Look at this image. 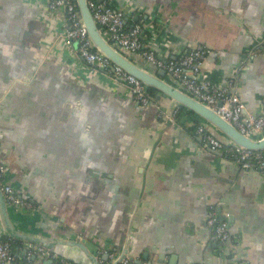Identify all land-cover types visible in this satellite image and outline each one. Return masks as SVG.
<instances>
[{
	"label": "crops",
	"instance_id": "0c3cea01",
	"mask_svg": "<svg viewBox=\"0 0 264 264\" xmlns=\"http://www.w3.org/2000/svg\"><path fill=\"white\" fill-rule=\"evenodd\" d=\"M43 3L0 0V157L14 189L36 206L11 213L16 228L80 239L95 252L127 247L134 264H229L234 255L238 264H264L263 174L209 150L198 126L219 133L193 112L165 126L166 96L140 108L126 89L102 84L109 80L101 71L64 49L65 10H54V20L41 15ZM115 3L130 23L156 28L159 56L207 49L205 76L251 111L264 110V0ZM211 207L230 223L228 255L207 232ZM26 245L17 248L21 260ZM58 251L92 263L79 246ZM50 263L37 256L27 264Z\"/></svg>",
	"mask_w": 264,
	"mask_h": 264
},
{
	"label": "built area",
	"instance_id": "2783aa9c",
	"mask_svg": "<svg viewBox=\"0 0 264 264\" xmlns=\"http://www.w3.org/2000/svg\"><path fill=\"white\" fill-rule=\"evenodd\" d=\"M115 2L116 0H88L100 30L114 46L128 53L136 52L147 62L166 70L179 88L215 110L247 136L256 139L264 137V110L260 113L251 111L236 91H232L228 86L215 85L202 72L207 49L197 47L174 58L159 56L153 48L154 41L152 42L150 34L157 33L156 28L146 27L138 21L130 23L126 10ZM48 6L52 10L60 8L68 12L62 37L67 46L74 48V44H78L77 48H74L78 58L93 69L101 71L109 82L129 88L133 98L142 106L157 104L158 100L150 94L149 87L145 83L94 48L80 16L76 0H49ZM177 113L178 110L175 111L173 120L176 119ZM198 132L202 134L206 145L222 150L241 168L257 169L264 176V150H252L235 144L227 145L207 131L204 125L198 126ZM8 177L9 167L0 157V188L6 197L7 204L17 209H35V204L18 193ZM207 224L215 229L218 240L226 242L231 237L230 223L220 219L214 207H211L208 212ZM2 238L3 236L0 235V264H27L33 256L52 259V264H76L49 247L33 243H27L25 255L27 261H23L15 254L12 242ZM111 256H114V253ZM120 264H127V260ZM233 264L238 263L234 261Z\"/></svg>",
	"mask_w": 264,
	"mask_h": 264
},
{
	"label": "water",
	"instance_id": "95a60500",
	"mask_svg": "<svg viewBox=\"0 0 264 264\" xmlns=\"http://www.w3.org/2000/svg\"><path fill=\"white\" fill-rule=\"evenodd\" d=\"M48 1L46 0V3H43V8L46 10L47 14L43 12L41 15L46 16L48 18H53L54 20H58L59 18L53 17L52 12L54 10L50 9L48 6ZM78 5V10L80 13V16L87 28L89 37L91 38L94 48L99 51L101 54H103L105 57H107L109 60H111L116 65L122 67L125 71H127L129 74L134 75L136 78L141 80L143 83H145L149 88H154L157 90V95L155 96L156 99L159 102V99H161L162 96H166L171 100L170 105L168 108H159L160 114L159 118L165 120V126H171L174 121H177L176 119L173 120V116L176 110H179L180 107L186 108L188 111L193 112L194 114H197L201 118H203L205 121L213 125L218 133L219 136L217 137L221 141H223L227 145H240L244 148L252 149V150H264V137L260 139L252 138L241 132L233 123L223 118L219 113H217L215 110L201 102L200 100L194 98L193 96L189 95L186 91L179 88L177 84L173 81V79L167 74L166 70L161 68H156L157 70L152 69V64L147 62L146 59H144L140 54L136 52H127L124 49H119L116 46H114L106 37L102 31L100 30L93 13L88 5V0H76ZM63 10V9H61ZM51 12V13H50ZM66 17L65 19H61L62 23H67V16L68 12L65 11ZM62 27L61 25L58 26ZM64 39V37H63ZM65 45H63L65 50L72 49L73 47L67 46L65 41H63ZM78 44H74V48H77ZM73 48V50H74ZM79 59V58H78ZM151 65V66H150ZM92 78V77H91ZM89 78L87 80V83L90 82L92 79ZM171 80V81H170ZM104 85H107L111 87L112 90H117L118 88L126 89L129 94L132 96L129 88H127L124 85L120 84H113L109 82H101ZM117 87V88H116ZM133 98V96H132ZM134 99V98H133ZM135 100V99H134ZM136 101V100H135ZM157 102V104H158ZM156 105H148V106H157ZM71 104H67L64 110V116L66 117L69 113V108ZM136 106L145 108L146 106H142L139 102L136 101ZM215 135V134H214ZM207 148L211 150L215 155H224L222 150L213 149L211 145H207ZM5 162V161H4ZM6 163V162H5ZM27 208H15L9 204H7L6 197L4 193L2 192L0 188V211H1V221H0V235L3 237L6 236L8 238H11L13 240L23 241L26 243H33V244H39L46 247H49L56 252H58L60 255L66 257L70 261L76 263V264H83L79 259H76L72 256L66 255L63 252L58 251V247L60 244H68V245H75L82 248L83 252L88 256L89 260L92 262L91 264H104L103 259H100L99 252H104L109 259V262L111 264H120L127 260V264H134L133 258L129 254V250L127 247H124L120 251H113L110 252L108 250L105 251H90L86 243L80 239H70V240H62V241H49V240H43L34 238L32 236H28L24 234L22 231L16 228L14 225L13 220L11 219V213H25ZM217 215L220 217V208H216ZM206 220H208V214L206 217ZM207 232L212 234L213 240L216 243L217 247L220 248V253H226V255L229 254V242L230 238L232 237V231L230 227V234L231 237L226 241L222 242L218 240L215 229L209 226L207 223ZM114 253V256H111V254ZM37 256H33L31 258L32 261L36 260ZM23 261H27L26 259ZM236 260L235 256H232V258L229 259L228 263L233 264ZM50 264L53 263L52 259H50ZM139 262V261H138ZM137 262V263H138ZM140 264H149L148 262H142Z\"/></svg>",
	"mask_w": 264,
	"mask_h": 264
},
{
	"label": "trees",
	"instance_id": "16d2710c",
	"mask_svg": "<svg viewBox=\"0 0 264 264\" xmlns=\"http://www.w3.org/2000/svg\"><path fill=\"white\" fill-rule=\"evenodd\" d=\"M149 92H150V94H151L152 96H156V95H157V90L154 89V88H149ZM183 111H184V112L187 111V112L191 113V112L188 111L186 108H184V107H180L179 110H178L177 117H178L179 115H181V114L183 113ZM2 239H6V240L8 239V240H10V241L12 242V246H13V250L15 251V254L19 256L17 248L21 245V241L13 240V239L8 238V237H6V236H4Z\"/></svg>",
	"mask_w": 264,
	"mask_h": 264
}]
</instances>
